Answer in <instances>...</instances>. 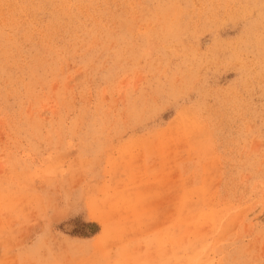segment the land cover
<instances>
[{"label": "rangeland", "instance_id": "obj_1", "mask_svg": "<svg viewBox=\"0 0 264 264\" xmlns=\"http://www.w3.org/2000/svg\"><path fill=\"white\" fill-rule=\"evenodd\" d=\"M0 132V264H264V0H0Z\"/></svg>", "mask_w": 264, "mask_h": 264}, {"label": "bare ground", "instance_id": "obj_2", "mask_svg": "<svg viewBox=\"0 0 264 264\" xmlns=\"http://www.w3.org/2000/svg\"><path fill=\"white\" fill-rule=\"evenodd\" d=\"M7 1H8V0H7ZM10 1H11V0H10ZM83 1H84V0H83ZM21 2H22V1H21ZM28 2H29V1H28ZM48 2H49V1H48ZM67 2H68V1H67ZM88 2H90V1H88ZM88 2H87V3H88ZM91 2H92V1H91ZM99 2H100V1H99ZM117 2H118V1H117ZM64 3H65L64 6H66V2H65V1H64ZM84 3H85V2H84ZM96 3H97V2H96ZM96 3H94V4H96ZM109 3H110V2H109ZM21 4H22V3H21ZM27 4H28V3H27ZM53 4H54V2H53ZM60 4H61V3H60ZM68 4H69V3H68ZM68 4H67V5H68ZM82 4H83V3H82ZM82 4H81V5H82ZM18 5H19V4H18ZM75 5H76V4H75ZM78 5H79V4H78ZM1 6H2V5H1ZM9 6H10V5H9ZM15 6H16V5H15ZM30 6H31V5H29V7H30ZM36 6H37V5H36ZM60 6H61V5H60ZM73 6H74V5H73ZM82 6H83V5H82ZM85 6H86V5H85ZM91 6H92V5H91ZM97 6H98V5H97ZM100 6H101V5H100ZM20 7H21V6H20ZM44 7H45V6H44ZM44 7H43V8H44ZM56 7H57V6H56ZM78 7H79V6H78ZM87 7H90V6L87 5ZM94 7H96V6H94ZM1 8H2V7H1ZM11 8H12V7H11ZM11 8H10V9H11ZM25 8H26V7H25ZM67 8H68V7H67ZM79 8H80V7H79ZM85 8H86V7H85ZM90 8H91V7H90ZM20 9H21V8H20ZM59 9H60V8H59ZM92 9H93V8H92ZM32 10H33V9H32ZM45 10H46V9H45ZM57 10H58V9H57ZM63 10H64V9H63ZM66 10H67V9H66ZM74 10H75V7H74ZM85 10H86V9H84V11H85ZM59 11H60V10H59ZM64 11H65V10H64ZM94 11H95V9H94ZM24 12H25V11H24ZM81 12H82V11H81ZM81 12H80V13H81ZM16 13H17V12H16ZM27 13H28V12H27ZM72 13H73V12H72ZM83 13H84V12H83ZM20 14H21V13H20ZM74 14H75V13H74ZM17 15H18V13H17ZM64 15H65V14H64ZM66 15H67V13H66ZM77 15H79V14H77ZM94 15H95V14H94ZM96 15H97V13H96ZM96 15H95V16H96ZM18 16H19V15H18ZM53 17H54V16H53ZM66 17H67V16H66ZM3 18H4V17H3ZM67 18H68V17H67ZM69 18H70V16H69ZM71 18H72V17H71ZM93 18H94V17H93ZM102 19H103V17H102ZM73 20H74V19H73ZM36 21H37V20H36ZM62 21H63V20H62ZM62 21H61V22H62ZM68 21H70V20H68ZM96 21H97V20H96ZM11 22H12V20H11ZM16 22H17V21H16ZM32 22H33V21H32ZM59 22H60V20H59ZM59 22H58V23H59ZM50 23H51V22H50ZM52 23H53V22H52ZM9 24H10V23H9ZM63 24H64V21H63ZM70 24H71V23H69V25H70ZM59 25H61V24H59ZM72 25H73V24H72ZM79 25H80V24H79ZM48 26H49V23H48ZM52 26H53V25H52ZM57 26H58V25H57ZM65 26H66V25H65ZM53 27H54V26H53ZM55 28H56V27H55ZM55 28H54V29H55ZM50 29H51V28H50ZM38 34H39V33H38ZM51 34H52V33H51ZM3 52H4V51H3ZM74 76H75V75H74ZM78 76H79V75H78ZM75 78H78V77H75ZM69 82H70V81H69ZM66 86H68V85H66ZM40 95H41V94H40ZM51 102H52V101H51ZM30 103H31V102H30ZM45 107H46V106H45ZM52 107H53V106H52ZM43 108H44V107H43ZM44 109H45V108H44ZM52 109H53V108H52ZM54 111H55V110H54ZM1 123H2V122H1ZM0 133H1V132H0ZM203 137H204V136H203ZM186 199H188V198H186ZM186 199H185V200H186ZM169 204H170V203H169ZM189 204H190V203H189ZM191 204H192V203H191ZM173 206H174V205H173ZM217 211L220 212V211H221V208H220V210H217ZM212 212H213V211H211V213H212ZM212 214H213V213H212ZM220 215H221V213H220ZM184 220H186V219H184ZM189 220H190V219H189ZM178 221H179V220H178ZM180 221H181V219H180ZM212 221H213V220H212ZM218 221H219V219H218ZM185 222H186V221H185ZM186 223H187V222H186ZM178 224H179V223H178ZM218 224H220V223H218ZM223 224H224V223H223ZM220 225H221V224H220ZM175 230H176V229H175ZM182 230H183V227H182ZM183 234H184V233H183ZM184 235H185V234H184ZM190 235H191V234H190ZM193 235H194V234H193ZM176 237H177V236H176ZM174 239H175V238H174ZM180 239H181V237H180ZM180 239H178V240H180ZM187 239H188V238H187ZM193 240H194V239H193ZM190 241H191V239H190ZM176 242H178V241H175V243H176ZM182 242H183V239H182ZM182 242H180V245H182V244H181ZM184 243H186V242H184ZM169 245H170V244H169ZM185 245H187V243H186ZM188 245L190 246V243H188ZM188 245H187V247H188ZM193 245H194V244H193ZM206 245H207V244H206ZM191 246H192V243H191ZM210 246H211V245H210ZM205 247H206V246H205ZM206 248L208 249V247H206ZM187 249H188V248H187ZM189 249H190V248H189ZM203 249H205V248H203ZM167 250H169V249H167ZM201 250H202V249H201ZM187 251L189 252V250H187ZM167 253H168V252H167ZM196 253H198V252L196 251ZM196 253H194V255H195ZM203 253H205V254H204L205 257L208 255V254H206V252H203ZM186 254H187V256H188V253H186ZM186 254H185V255H186ZM201 254H202V253H201ZM182 256H183V255H182ZM196 256H197V255H195L194 257H196ZM184 257H186V256H184ZM202 257H203V256H202ZM202 257H201V258H202ZM205 257H204V258H205ZM186 258H187V257H186ZM186 258L183 259V260H186ZM191 258H193V257H191ZM202 259H203V258H202ZM180 261H181V260H180ZM205 261H206V260H205ZM188 262H189V261H188ZM207 262H209V260H207L205 264H207ZM180 263H181V262H180ZM203 263H204V262H203ZM210 263H212V262H210ZM182 264H184L183 261H182Z\"/></svg>", "mask_w": 264, "mask_h": 264}]
</instances>
